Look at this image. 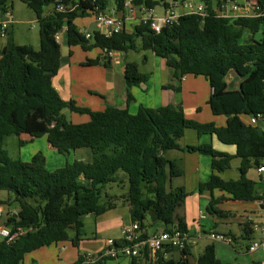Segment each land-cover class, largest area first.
I'll return each mask as SVG.
<instances>
[{
    "label": "trees",
    "instance_id": "trees-1",
    "mask_svg": "<svg viewBox=\"0 0 264 264\" xmlns=\"http://www.w3.org/2000/svg\"><path fill=\"white\" fill-rule=\"evenodd\" d=\"M111 1L115 11L123 16L128 0H21L36 15L39 50L16 44L10 27L6 31L0 54V191L12 194L13 200L10 198L7 204L17 202L19 208L13 216H9V211L4 214L0 225L26 232L13 243L0 242V264H25V255L66 241L78 245L83 233L82 218L100 216L116 207L115 196L106 195L107 201L101 204L103 190L110 184L128 182V193L120 199L128 203L131 221L139 224L143 238L148 237L149 228L158 225L164 231L176 228L187 232L178 211L189 193L183 187H173L183 170L168 157L170 151L181 150L179 142L187 130H194L198 136L215 135L222 143L235 146L242 159L241 179L225 181L218 173L231 167L232 156L216 151L210 144L187 147L190 153L212 158L213 173L199 185L200 192L220 190L236 201L262 199L256 184L246 175L253 166L264 165V132L260 135L258 127L248 123L253 115L264 117V15L227 17L220 15L226 0H200L207 7L205 17L183 15L177 24L164 27L159 34L148 23H139L132 29L125 26L111 36L94 31L92 38L87 39L77 20L108 13ZM248 1L264 5V0ZM130 2L137 8L155 9L159 5L153 0ZM12 3L0 0V24ZM166 5L164 1L163 6ZM63 32L69 47H80L85 52L97 48L102 52L98 58L84 62L86 67L97 66L101 61L107 65L110 53L115 51H151L166 60L179 79L204 77L212 91L210 110L215 116L225 115L226 126L187 119L182 106H141L136 114H131L128 109L114 106L94 112L77 106L74 100L64 101L53 86L61 66V45L56 35ZM233 71L241 78L237 90H229L226 82ZM147 79L138 63H127L129 89ZM165 88L180 90L171 85ZM128 99L132 100L130 91ZM65 110L88 115L89 121L74 124L64 115ZM246 118L248 121H244ZM24 134L33 138L47 136L51 147L64 157L79 149H90L93 160H76L52 172L34 162L38 157L33 162L14 160L4 148L5 139ZM216 201L210 202L207 211L224 214L214 208ZM150 212L156 213V223L151 222ZM71 230L76 231L75 238L70 237ZM190 250L187 246L178 258L165 257L161 252L154 261L189 264ZM151 260L149 253L131 259L132 264H149ZM75 264H84V257ZM197 264L225 263L217 259L215 248L210 245L198 257Z\"/></svg>",
    "mask_w": 264,
    "mask_h": 264
},
{
    "label": "crops",
    "instance_id": "crops-1",
    "mask_svg": "<svg viewBox=\"0 0 264 264\" xmlns=\"http://www.w3.org/2000/svg\"><path fill=\"white\" fill-rule=\"evenodd\" d=\"M14 1L16 0H12L11 9L13 22L15 21ZM107 14L119 15L114 9V4H112L111 10L109 9ZM135 24L134 20H129L126 27L132 29ZM77 25L80 29L83 27L81 24ZM89 25L86 26L87 29L81 30L93 33L94 31H90V28H88ZM10 30L13 32L12 24L10 25ZM61 35L64 42V46L61 40L59 42L61 45V66L58 74L53 78V86L64 101L74 100L77 106L88 108L94 112L104 111L108 106H114L119 109H128L131 114H136L141 106L151 109L169 105L182 106L186 118L189 119L187 110L190 111L197 108L201 91H203L202 95L203 97L205 95V99L207 98L206 92L207 95L211 96V88L208 90L207 85H202L199 79H193L192 76H185L182 79L175 77L174 70L167 65L166 60L156 57L153 52L156 70L150 73L141 71L148 75L147 81L129 89L126 82V65L128 62H136L128 60L130 52L127 54L118 51L112 52L110 53L111 61L107 65L101 61V64L97 66L86 67L83 66V63L90 59L89 56L84 54L85 51L82 49L80 51V47H69L65 32ZM85 57H87L86 60ZM149 60V57L146 56L143 62L149 63ZM168 85L180 90L166 89L165 87ZM129 91L132 96L131 101L128 99ZM188 96H192L194 99L190 98L187 106L186 100ZM63 113L68 120L70 117L71 122L74 124H82L89 121L88 115L80 114L78 116L76 115L77 113H72L69 110H65ZM244 121H248V119L246 118ZM196 122L215 123L218 127H224L226 126L227 118L224 121V119H217L208 115L206 120L199 119ZM22 136L26 137L24 139L26 142H34L38 138L46 140L47 149L54 154L52 163L48 164L47 158L41 153L34 155L29 162H33L38 157L39 159L34 162L42 163L44 168L50 172L63 168L67 163H72L76 160L84 163H90L93 160V153L90 149L76 150L73 153L76 160H71L70 157L68 159L65 158L51 147L47 136L33 138L24 134L20 137ZM41 144L44 148V143ZM179 144L182 147L181 150L170 151L168 157L176 160L183 170V176L173 181V187H183L189 193L184 206L179 209L180 212L178 211L179 216L185 220L189 235L188 246L191 248V255L188 256L189 264H197L198 257L210 245L214 246L215 255L222 263L258 264L263 255L260 252L249 253L248 249L254 240L262 238V234L259 231H253L251 228L252 224L261 222L264 217V210L259 203L260 200L236 201L232 199L230 194L220 190H215L212 193L209 191L200 192L199 185L206 183L213 173L212 158L209 155L187 151V147L190 146L210 144L216 151L232 156L231 167L218 173V175L225 181H238L242 177L240 170L242 159L237 156V148L233 145L222 143L215 135L198 136L197 133L192 134L187 131ZM70 156H73L72 153ZM246 177L256 184V190L262 197L264 194V176L259 174L258 167L253 166L249 169ZM124 186L125 192L121 195L106 194L116 197V200H114L116 207L100 216L87 215L82 218L83 233L80 236L81 240L78 245H74L72 241H66L50 247H44L33 253L32 260L37 264H75L81 257L89 253L98 254L102 252L110 241L120 242L122 240L123 227L132 222L128 203L120 199L126 195V183ZM10 198L12 197L10 196L7 201ZM213 199L217 200L214 208L224 214H210L207 211V207ZM205 209L207 213H205ZM202 216H204L203 219L201 218ZM150 229L152 231H149ZM150 229L147 231L149 235L163 231L161 225ZM211 234L224 235L230 238L232 243L214 240L210 237ZM69 235L71 238H75L77 233L71 230ZM199 240H203L205 245L202 253L195 257L193 249ZM170 254H166L165 257L178 258L180 251H173ZM138 264L145 263L141 261ZM149 264L156 263L152 259Z\"/></svg>",
    "mask_w": 264,
    "mask_h": 264
},
{
    "label": "built area",
    "instance_id": "built-area-1",
    "mask_svg": "<svg viewBox=\"0 0 264 264\" xmlns=\"http://www.w3.org/2000/svg\"><path fill=\"white\" fill-rule=\"evenodd\" d=\"M225 10L220 12V15L227 17H250L256 15H264V5L258 6L253 2L248 1L247 5L239 6L237 4L225 5ZM228 8V11H227ZM63 10L62 7L59 8ZM163 14L157 15L155 9H149L145 6L140 8L134 7L130 0L126 2L125 13L123 16L107 13H99L95 16V22L98 28H105L104 32L107 36L120 33L123 27L126 26L129 20H134L136 24L148 23L150 28L157 34L161 33L164 27L177 24L183 15H197L205 17L207 15V7L200 0H173L163 6ZM259 11V14L257 13ZM13 22V16L10 9L4 15V20L1 22L0 37L4 38L6 31ZM87 39L92 38V33L82 31ZM62 33L56 35L57 41L60 42ZM249 124L257 126L261 123L264 127V117L261 114L253 115L249 118ZM259 174L264 176V165L258 167ZM260 205L264 210V194L260 200ZM9 216L16 214L15 210H9ZM4 217L3 210L0 209V219ZM202 219L204 216L201 217ZM253 231H259L262 238L254 240L249 246L248 252H260L263 257L258 264H264V217L261 222L254 223L251 226ZM26 229L16 228L13 230L5 225H0V242L5 241L10 244L17 238L22 236ZM210 237L214 240L232 243L231 239L221 234H211ZM189 242V235L185 231L173 229L172 231H160L148 235L143 238L138 223L131 222L122 229V240L117 244L115 241H110L107 247L98 254H87L84 256V264H109L110 261L120 258H141L145 253H149L152 259H156L158 253L163 252L168 254V250L183 251Z\"/></svg>",
    "mask_w": 264,
    "mask_h": 264
},
{
    "label": "rangeland",
    "instance_id": "rangeland-1",
    "mask_svg": "<svg viewBox=\"0 0 264 264\" xmlns=\"http://www.w3.org/2000/svg\"><path fill=\"white\" fill-rule=\"evenodd\" d=\"M153 1L159 3V5H157L155 7V13L157 15L163 14V11H164L163 2L164 1L167 3L173 2V0H153ZM226 2L229 5L237 4L239 6H245V5H247L248 0H226ZM14 4H15V13H14L15 21L12 23V26H13L14 39H15L16 44H18V45H32L36 50H39L40 49L39 25H38V21H37L35 13L31 9H29L20 0L14 1ZM112 4H113V2L111 1L110 5H109L110 10L112 8ZM76 23L81 24L83 26V27H81L82 30L87 29L86 26H88L90 24L88 27V28H90V31H102V32L106 31L105 28L100 29L97 27L96 22H95V17L79 18ZM247 35H248L247 37H249V34H247ZM60 40H61L62 45L64 46L62 35L60 36ZM4 42H5L4 38L0 39V49L3 46ZM77 48H79V47H77ZM79 49H80V51H82L81 48H79ZM84 54H87V56H89L90 59H96V58H98V56H100V54H102V52L99 49L94 48L88 52H85ZM146 56H148L150 59L149 63L143 62ZM86 58L87 57H85V60H86ZM154 59L155 58H154L153 53L151 51L130 52L129 56H128V60L129 61H136L140 65V70L142 72H145V73L154 72L156 70L155 64H154ZM233 76H235V75L231 74L229 79L232 80ZM192 78L193 79H199L200 82L202 83V85L206 84L208 87V90H210L209 83L204 77H202V76L193 77L192 76ZM202 94H203V91H201V97L199 100V104L197 105V108L195 110H190V111L187 110L188 118L190 120H193V121H196L199 119L206 120L207 116L210 115L211 117H215L217 119H224V121H225L227 118L225 115L214 116L212 114L210 107H209V103H208L210 95L209 94L207 95V92H206L207 98L205 99V95L203 97ZM190 98L194 99V97L188 96L187 100H186V105L188 104V101ZM76 115L80 116V114H76ZM88 120H89V117H88ZM69 121H71L70 117H69ZM201 123H203V122H201ZM204 123H208V122H204ZM75 124H77V123H75ZM187 132L192 133V134H194V133L196 134V132H194L193 130H187ZM24 139H26L25 136L20 137V136H16V135H10V136L6 137L5 142H4V148L8 152L9 156L12 159L29 162L34 155H36L37 153H41V154H44L45 157L47 158L48 164L52 163V160L54 159V157L52 158V156L54 154H52V152H50L47 149V143H46V140H44V138L35 139L34 142H28V141L26 142V140H24ZM41 143H44V148L41 146L42 145ZM73 153H75V151L72 152L73 156H68L65 158L68 159L70 157L71 160H76L75 155ZM55 155L58 156L57 154H55ZM49 167H51V165H49ZM128 189H129V185L127 182L126 183V193H128ZM124 192H125V186L124 185L110 184V185L106 186L104 188V191H103L101 204H103L107 201V198H106L107 193H109L111 195H113V194L114 195H121ZM11 195L12 194H10L6 191H0V202H1L0 208L3 210L4 214H6L9 210L17 211L19 208L17 202H13L12 205L7 204V200ZM12 200H13V198H11V201ZM192 201L195 202L194 200H192ZM193 202H191V203H193ZM204 211H205V213H207L206 209ZM1 221H3V220H1ZM149 231H152V229H150ZM204 245H205V242L203 240H199L198 243L196 245H194L193 255L195 257L198 256L200 253H202ZM232 249L234 250L233 245H232ZM36 251H38V250H36ZM36 251H34V252H36ZM34 252H31V253L25 255V258H24L25 264H37L36 262H34L32 260ZM167 257H170V256H167ZM109 264H132V261L130 258H120L118 260L110 261Z\"/></svg>",
    "mask_w": 264,
    "mask_h": 264
},
{
    "label": "water",
    "instance_id": "water-1",
    "mask_svg": "<svg viewBox=\"0 0 264 264\" xmlns=\"http://www.w3.org/2000/svg\"><path fill=\"white\" fill-rule=\"evenodd\" d=\"M231 74L235 75V76H233L232 80L229 79L230 76L226 79V82L229 85V90L240 89L241 78L234 71L231 72ZM258 132H259L260 135H262L263 132H264V127H263V125L261 123L258 124ZM149 217H150L151 222H153V223H156L157 220H158V217H157L155 212H150L149 213Z\"/></svg>",
    "mask_w": 264,
    "mask_h": 264
}]
</instances>
